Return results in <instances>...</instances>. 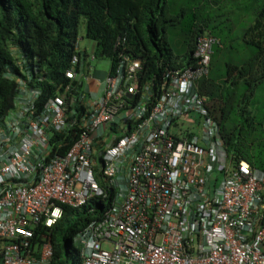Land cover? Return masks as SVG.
Instances as JSON below:
<instances>
[{"label": "built area", "instance_id": "built-area-1", "mask_svg": "<svg viewBox=\"0 0 264 264\" xmlns=\"http://www.w3.org/2000/svg\"><path fill=\"white\" fill-rule=\"evenodd\" d=\"M220 47L201 35L192 66L161 60L148 72L119 36L98 93L80 79L94 52L74 54L56 84L23 57L20 75L6 72L15 96L0 118V264H50L39 228L51 230L62 206L93 213L110 191L74 236L81 264H264V172L226 152L198 91Z\"/></svg>", "mask_w": 264, "mask_h": 264}, {"label": "trees", "instance_id": "trees-1", "mask_svg": "<svg viewBox=\"0 0 264 264\" xmlns=\"http://www.w3.org/2000/svg\"><path fill=\"white\" fill-rule=\"evenodd\" d=\"M175 1L185 6L171 15L169 0H0V118L12 109L15 96V83L6 72L20 75L22 57L26 68L35 62L47 81L56 84L74 54L86 55L87 49L79 44L83 39L91 42L96 58H107L112 67L117 56L114 42L124 36L127 50L145 61L148 72H154L161 60L171 67L192 66L194 43L204 34L226 46L231 36L229 16L222 19L223 14L215 13L217 23L204 9L205 4L217 6V0ZM244 1L241 38L249 56L238 65L226 63L214 75L212 67L222 51L215 48L209 77L199 82L198 91L208 100L209 115L219 125L226 152L264 172V139L252 135L255 116L249 108L256 86L264 82V0ZM81 25L84 35L79 38ZM175 38L186 46L178 57L172 53ZM112 193L107 201H90L96 207L93 213L87 212L88 207L62 206V216L51 230L39 228L52 245L50 264H81L74 236L111 205Z\"/></svg>", "mask_w": 264, "mask_h": 264}, {"label": "rangeland", "instance_id": "rangeland-1", "mask_svg": "<svg viewBox=\"0 0 264 264\" xmlns=\"http://www.w3.org/2000/svg\"><path fill=\"white\" fill-rule=\"evenodd\" d=\"M171 1L172 6L170 7L171 15H174L179 9L184 8L185 3L182 1H175L176 3ZM244 0H217V6H211L210 4H205L204 7L205 12L208 16H211L218 23L219 19L215 13L223 14L222 19H226L229 16L231 26V36L226 44L223 46L221 43V53L215 60L212 73L214 75L219 74V69H224L226 63H232L238 65L242 60L246 59L249 56L250 49L244 48V43L242 42L241 32L242 29L245 28L242 24V5ZM170 4V5H171ZM84 35L83 25L80 26L79 29V38ZM220 40V39H219ZM80 48L87 49V54H91L94 49L91 42H88L86 39H83L79 42ZM186 51V46L181 43V38H175V44L172 48V53L174 57H178L184 54ZM90 66L93 68L89 72V78L84 80L83 76L80 77L83 83V89L88 88L90 93H94L96 90V82L95 80H103L107 75V71L109 69V60L107 58L97 57L95 60H89ZM251 108L252 115L255 116V130L253 132V137H257L260 139H264V82L258 84L256 89L254 90V95L251 100V104L249 105ZM190 125L189 123H185L184 126ZM194 131H198L197 126L193 128ZM76 215L71 217V220H75Z\"/></svg>", "mask_w": 264, "mask_h": 264}, {"label": "crops", "instance_id": "crops-1", "mask_svg": "<svg viewBox=\"0 0 264 264\" xmlns=\"http://www.w3.org/2000/svg\"><path fill=\"white\" fill-rule=\"evenodd\" d=\"M107 72H108V71H107ZM97 79H98V80H95L96 84H97L98 81H100V82L102 81V80H99V78H97ZM103 79H104V78H103ZM94 93H98V89H97V87H96V90H95ZM106 132H107V133H110V128H108V129L106 130Z\"/></svg>", "mask_w": 264, "mask_h": 264}, {"label": "clouds", "instance_id": "clouds-1", "mask_svg": "<svg viewBox=\"0 0 264 264\" xmlns=\"http://www.w3.org/2000/svg\"><path fill=\"white\" fill-rule=\"evenodd\" d=\"M221 48V47H220ZM214 53V52H213ZM211 58H212V56H211ZM210 63H211V61H210ZM209 74H210V66H209V73H208V76H207V78L209 77ZM206 79V78H205ZM203 80V79H202ZM246 162V161H245Z\"/></svg>", "mask_w": 264, "mask_h": 264}]
</instances>
